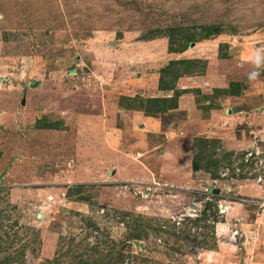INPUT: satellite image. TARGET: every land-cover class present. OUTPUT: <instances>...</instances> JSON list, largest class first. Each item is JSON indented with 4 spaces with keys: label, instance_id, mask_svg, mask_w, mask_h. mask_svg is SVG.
I'll list each match as a JSON object with an SVG mask.
<instances>
[{
    "label": "rangeland",
    "instance_id": "rangeland-1",
    "mask_svg": "<svg viewBox=\"0 0 264 264\" xmlns=\"http://www.w3.org/2000/svg\"><path fill=\"white\" fill-rule=\"evenodd\" d=\"M204 44L247 113L191 155L130 125V58L168 46L175 81ZM0 264H264V0H0Z\"/></svg>",
    "mask_w": 264,
    "mask_h": 264
},
{
    "label": "crops",
    "instance_id": "crops-1",
    "mask_svg": "<svg viewBox=\"0 0 264 264\" xmlns=\"http://www.w3.org/2000/svg\"><path fill=\"white\" fill-rule=\"evenodd\" d=\"M204 45L198 49V59H200L198 61H201V67L198 64L197 69L194 68L192 71H186L182 67L175 81H170L174 72L171 63L179 58L176 57L174 51L169 50L168 46L165 49L161 46L159 54L156 53L157 55L153 56L152 64L145 55L130 58V63L135 64L137 67H144L142 74L137 76V80L151 79L153 86L149 85L150 87H148L147 83L144 85L139 83L137 88L133 87L131 89L130 86L124 84L119 87L120 91L123 92H120L121 94L116 103L118 108L124 109L122 108L123 102L127 100L124 95H128V97L139 96L143 98V102L151 98H164L169 105L173 103L174 110L185 113V116L179 120L174 128L163 131L161 115L159 117L154 113L149 115L152 113H148L145 109V102H141L143 107H139L140 109L136 110L134 116L130 118V120H133L130 125L135 129L139 126L143 135H159V133L165 132V147L181 144L186 148V150L184 149L185 153L190 152L191 155L197 151L198 140L202 138L212 141L220 139V135L223 133L221 131L223 125L227 122L231 123L234 116L246 112L235 107L238 104L237 98L239 95L236 91L238 88L237 85H234L230 72L223 70L222 51L219 48L209 49L208 45ZM223 55V57L227 55V58H229L227 63L229 64L231 53L225 54L223 52ZM150 68H153V70ZM111 79L109 78L104 82L105 84H101L102 90H104L103 96L106 99L104 101L107 104L109 103L111 91L116 87L112 84ZM161 85L162 87H160ZM129 89L135 92V96H131L130 93L123 95ZM140 98L137 100L142 101ZM244 117L246 116L244 115ZM162 152L161 154L165 157L167 155L165 150ZM193 159L194 157L189 160L192 161ZM191 163L193 166V161Z\"/></svg>",
    "mask_w": 264,
    "mask_h": 264
},
{
    "label": "trees",
    "instance_id": "trees-1",
    "mask_svg": "<svg viewBox=\"0 0 264 264\" xmlns=\"http://www.w3.org/2000/svg\"><path fill=\"white\" fill-rule=\"evenodd\" d=\"M201 140V139H200ZM200 140H198V142H200ZM200 145V144H199ZM198 147V146H197Z\"/></svg>",
    "mask_w": 264,
    "mask_h": 264
},
{
    "label": "built area",
    "instance_id": "built-area-1",
    "mask_svg": "<svg viewBox=\"0 0 264 264\" xmlns=\"http://www.w3.org/2000/svg\"><path fill=\"white\" fill-rule=\"evenodd\" d=\"M193 206H195V205H193ZM195 207H196V206H195ZM236 234H237V233H236ZM236 234H235V235H236Z\"/></svg>",
    "mask_w": 264,
    "mask_h": 264
}]
</instances>
